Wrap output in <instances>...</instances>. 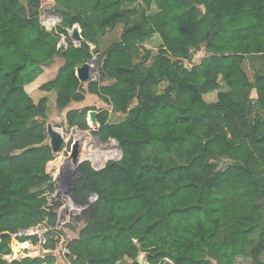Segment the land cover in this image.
Returning <instances> with one entry per match:
<instances>
[{"label":"trees","instance_id":"1","mask_svg":"<svg viewBox=\"0 0 264 264\" xmlns=\"http://www.w3.org/2000/svg\"><path fill=\"white\" fill-rule=\"evenodd\" d=\"M69 1L80 12L59 11L60 24L47 30L41 0H0V264H58L43 239L55 249L65 231L47 229L43 239L29 233L62 220L49 174L56 163L49 110L61 117L85 100L77 71L92 57L90 44L98 47L126 20L123 6L136 0ZM144 1L141 20L125 24L106 52L100 82L88 86L112 108L99 113L97 135L118 143L94 163L117 160L101 170L78 166L66 228L75 236L65 261L141 264L137 255L148 254V264H264V76L252 82L242 67L247 55L264 54V0ZM194 7L205 13L198 17ZM89 12L100 21H90ZM74 27L85 41L76 47L67 40L62 55L61 36ZM159 38L153 54L150 41ZM203 47L208 56L185 67ZM57 57L64 58L58 76L28 94L26 86ZM134 93L138 103L129 109ZM93 110L69 111L66 125L89 130ZM13 227L21 232L11 234ZM124 235L136 241V252L120 255Z\"/></svg>","mask_w":264,"mask_h":264},{"label":"rangeland","instance_id":"2","mask_svg":"<svg viewBox=\"0 0 264 264\" xmlns=\"http://www.w3.org/2000/svg\"><path fill=\"white\" fill-rule=\"evenodd\" d=\"M43 3H44V5H43V8L41 10L42 11L41 20H43V24L46 27V29L47 30H51V29L55 28L58 24H60L62 19L60 18V16H55L53 14H50L51 17L48 16L49 14H46L45 12L46 11H51L52 8L47 3V0L44 1ZM87 4H89V3L86 1V5ZM146 6H147V4H146V2L144 0H136L134 2L125 4L123 6L122 10H124V12H125L126 20L119 22V25L117 26V28L114 29V32H112L113 30L109 31L108 34L106 35V37H101L98 47L96 45L92 44V46H91L92 57H91V59L89 61L93 60V61H95L97 63L95 64V62H93V63L89 64L90 65L89 73H87V74L84 73L83 74V76L88 75L83 80H81L83 89L86 92H88V86H89L90 83H92V82H100L103 61H104V59L106 57L107 50L111 47L110 45L114 44L116 41L119 40V35L122 32L121 30H123V27L125 26L126 23L131 25V24L141 20L142 12L146 8ZM194 9H195V12H196L197 16L200 17L202 15V11H201L202 9H200L199 7H194ZM155 10H156V8L154 7L152 10H150V12H154ZM53 16L57 17L58 21H57V19H54ZM89 18H90V21H92V22H95L97 20L100 21V19H98V17L94 16V15H90ZM160 43H161V39L160 38L158 40L152 39L150 41L149 48L151 49L153 54H156L158 52ZM63 45L66 47L65 43H63ZM97 51H99V52L97 53ZM141 56L142 57L144 56V52L143 51H141ZM207 56H208V53L206 52L205 47H203L200 51L195 53L194 58L191 61L183 60V63L185 65V67L191 68L192 66L199 64ZM152 61H153L152 59L148 60L147 64H151ZM86 64H87V62L83 66H85ZM168 86H169V83L167 81H165L158 88V91L160 93H163L164 90ZM4 88L5 87H0V90H3ZM93 95H97V94H93ZM97 96L100 98V101H102L106 105V109L110 110L111 109L110 103L104 97H101L99 95H97ZM216 96H217V93L210 94V95L206 96V100L209 101V102H212L211 101L212 97H214V99L216 100ZM34 99H35V97H34ZM52 103H53V101L51 102V100H50V106H51ZM137 103H138V97H137V94L134 93V94H132L131 99H130L129 109L134 108L137 105ZM93 108H96V107H93ZM91 112H93V111H91ZM98 114H97V117H98ZM49 116H50V118L48 117L47 124L48 125L52 124L53 128H55L56 130H59L64 135V137L66 138L65 141H67V143L64 146L68 147V148L65 149L66 151L65 150L61 151L60 155H58V154L54 155L53 154L55 156V158H56V163L53 164V166H56L58 163L61 164V162L64 161V158H67L69 156V153L71 152L72 145L74 144L73 142L75 140V137L72 136L73 135L72 134V130L73 129H77L78 132L83 133L81 135V137H82L81 138V153H83L84 157L82 159H80L79 162L80 161H83V162H87L88 161L91 164V166H93L91 160H89L86 156H89L88 154H91V152L95 151V150H96V153H104L105 152V150H104L105 147H100V146H96V145H90V143L94 142V140L96 139L95 137L98 136L97 133L99 131V128L101 127L100 123L97 121V123L99 124V128L96 130L92 126V121L88 117L90 129L89 130H80L77 127L69 128L67 125L61 124L60 120L54 119L57 116H56V114H54V110L52 108L49 110ZM118 119H119V117H116V118H114L112 120L114 121V120H118ZM9 122L10 121L4 122L3 125L6 126V127L9 126L10 125ZM50 142H51V138L49 136V145H50ZM101 142H103V141L101 140ZM101 144H103V143H101ZM103 145L104 146L106 145V147H108L110 149H113V150H114V148H118L117 147L118 143H117L116 140H109L107 142H104ZM89 146H91L90 147L91 150L89 148L87 150V152L85 153L84 150H86V148H88ZM67 151H69V153ZM62 152H64V153L62 154ZM67 160L69 161V164L72 162V159L68 158ZM113 160H117V159L116 158H112V159L108 160L104 165L106 166L108 162L113 161ZM69 164H67V168L71 167V164L70 165ZM77 168H78V166L73 171L74 172V174L72 175L73 179H77V177H78ZM52 181H53V179H52ZM53 186H54L55 192H56V190L59 188V185L55 183V184H53ZM70 196L71 195H67V194H64V193H61V192H59L57 194L58 202H59V206H58L57 210L60 213L61 218H62L60 223H55L54 226H51L49 224V222L40 223V224L34 226L32 229L29 230V233H31L33 235H36L40 239H43L44 232L47 229H53V230H60L61 229V230L65 231L66 236H65L64 240L60 243V245L57 248L52 249V251H54L55 254L58 257V264H65L64 263L65 259H64V256H63L62 252H61V251H63V249H61V247L64 245V242L66 241V237L70 236L71 238H73L75 236L72 233H70L69 230H66L67 225L69 224L68 223V219L70 217V212L73 209L72 205H68V201L70 199ZM9 232L11 234H14L16 232H21V230L13 227V228L9 229ZM43 246H44L45 249L53 248L52 247L53 246L52 243L47 241V240H44V239H43ZM119 246H120V248H119L120 255H123V252H124L125 248L132 249V251H134V252H136V249H137L136 241L129 240L127 235H124V238H120V245ZM2 255H3V253L0 251V258L2 257ZM143 255L144 254L137 255V257L139 259V262L141 264H148V261H147L148 257L143 260L142 259ZM262 259L264 261V255H263ZM129 263H130V261L121 260L117 264H129ZM246 263H247V261H240L239 262V264H246Z\"/></svg>","mask_w":264,"mask_h":264},{"label":"crops","instance_id":"3","mask_svg":"<svg viewBox=\"0 0 264 264\" xmlns=\"http://www.w3.org/2000/svg\"><path fill=\"white\" fill-rule=\"evenodd\" d=\"M41 1H42V5H41V10H42L43 5H44L43 2L46 0H41ZM47 3L51 6L52 10L46 11L45 13L49 14L48 16H50V17H51L50 14H53L55 16H60V14L58 13L59 11H64V12H69V13L74 14L80 10V5H78V7H77V1L47 0ZM85 4H86V1H85ZM199 8L202 9L201 10L202 14H204L205 13L204 8L203 7H199ZM18 13L21 17L26 18L27 14H26V10H25L24 6H21ZM41 14H42V11H41ZM41 14H40V21H41L42 25L44 26L43 20H41ZM89 14H90V12H89ZM54 19H58V18L54 17ZM118 25L119 24H117L115 28H117ZM124 27H123V29H124ZM114 29H112L113 31L112 30H109V31L114 32ZM72 30H68V32H69L68 36H65V35L61 36V42L60 43H65V45H66L65 49L66 50L68 48L67 40L72 41L74 43V45L76 47H78L77 42H75V40L72 38V32H73ZM109 31H107V33L105 35H103L102 37H106V35L108 34ZM121 31L122 32L119 35V40L116 41L115 43H117L121 40L123 30H121ZM79 32L81 34V30H79ZM81 37H82V35H81ZM100 39H99V42H100ZM112 45H110V46H112ZM90 46H92V44H90ZM63 64H64V58L57 57L51 65L45 66L44 70H43V74L38 79H36L35 82L26 86L27 93L28 94H32L34 92L36 93L42 85L54 80L58 76L60 68L62 67ZM242 67L246 71V73L248 74L250 80L252 82H254L255 76H257V75L264 76V54L263 53H257V54L247 55L243 61ZM1 74H0V79H2V77H3V75H1ZM6 78L7 79H5V80H7V82L9 83L10 79L8 77H6ZM7 87H10V85L8 84ZM251 98H253L255 100L258 98L257 91L255 89L251 92ZM88 107H96L95 110H93V112H96L97 114L100 113L101 111H106V110L109 113L112 112V110H111L112 108L110 110L106 109V105L102 101H100V98L97 95H93V94L87 92L85 94V100L84 101L71 103L69 108L67 110L63 111L61 117L57 116L54 119L60 120L61 124L66 125L65 117L69 111H71V110H78L79 111V110H82V109L88 108ZM261 116L264 119V112H262ZM263 132H264V129H263ZM72 239L73 238H71L70 236H67L66 241L64 242V245L61 247V249H66L68 244L72 241ZM52 249L53 248H48L46 250L52 251ZM64 263L67 264V262L65 260H64Z\"/></svg>","mask_w":264,"mask_h":264},{"label":"water","instance_id":"4","mask_svg":"<svg viewBox=\"0 0 264 264\" xmlns=\"http://www.w3.org/2000/svg\"><path fill=\"white\" fill-rule=\"evenodd\" d=\"M60 18L62 19L61 15H60ZM72 31H73L72 32V38L75 40V42H77L78 47L81 46V44L84 42V40L81 37L79 29L77 27H74ZM58 51L62 55H64L66 53V49H65V46L63 45V43L59 44ZM93 62H95V61H93V60L92 61H88L85 66L80 67L78 69L77 75H78V78L80 79V81L88 76V75L83 76V74L84 73L85 74L89 73V71H90V65L89 64H91ZM96 63L97 62H95V64ZM96 117H97V113L96 112H90L89 118L92 121V126L94 127V129L97 130L99 128V124L97 123V118ZM53 129H55V128L52 127V124H49L47 132H48V136H50V138H51L50 146L52 148L53 154L56 155L59 152L60 146L63 143V138H62V136L53 133ZM76 132H77V130L73 129V133H76ZM96 137L101 142L99 136H96ZM78 144H79L78 140L75 139V144L73 145L72 153H71V159L73 160L75 165H78V164L81 163V162H79L80 146ZM52 173H53V168H51L50 171H49V174H52ZM147 257H148V254H144L142 259L144 260Z\"/></svg>","mask_w":264,"mask_h":264},{"label":"built area","instance_id":"5","mask_svg":"<svg viewBox=\"0 0 264 264\" xmlns=\"http://www.w3.org/2000/svg\"><path fill=\"white\" fill-rule=\"evenodd\" d=\"M77 130V129H76ZM59 131V130H57ZM78 132V131H77ZM72 134L73 133V130H72ZM76 139V138H75ZM100 142V141H99ZM67 143V141H65L63 139V143L62 145L60 146V149H59V152L57 153L58 155L61 154V151L65 150L66 148H68L67 146H64L65 144ZM75 144V140L73 142ZM102 143V142H100ZM73 144V145H74ZM104 144V142H103ZM73 145H72V148H73ZM72 148H71V152L69 153V151H67L69 153V156L67 158H64L65 159H71V153H72ZM81 150V148H80ZM66 151V150H65ZM64 152H62L63 154ZM81 163H83V161H80ZM88 162V161H87ZM92 164H93V168L95 170H101L105 167V165L103 167H98L92 160H91ZM80 163V164H81ZM80 164L76 165L79 166ZM51 168H53V173L51 174L52 176V184H58L59 185V188L56 190L55 194L57 195L59 192L61 193H64V194H67V195H71L72 194V190H73V187H74V181L75 179L71 178L70 180H68V174L65 173V167H64V161L60 163H58L56 166H51ZM78 174V173H77ZM72 177V176H71ZM68 205H71L70 204V201H68ZM70 222V217L68 219V223ZM63 256H64V259H65V253H66V250L63 249V251H61Z\"/></svg>","mask_w":264,"mask_h":264},{"label":"bare ground","instance_id":"6","mask_svg":"<svg viewBox=\"0 0 264 264\" xmlns=\"http://www.w3.org/2000/svg\"><path fill=\"white\" fill-rule=\"evenodd\" d=\"M53 133H55V134H58V135H60V136H62V138L64 139V140H66V138L64 137V135L60 132V131H57L56 129H53ZM83 133H80V132H76V133H74L72 136H74L77 140H78V142H79V146H80V148H81V135H82ZM96 139L94 140V142H92V143H90V145H96V146H100V147H105L104 148V150H105V152H106V156H105V158H103V159H97V157H96V150L95 151H92L91 152V154H92V156H91V154H88L89 156H86L89 160H92L93 162H96L97 164H102L104 161H105V159L109 156V154L110 153H112L114 150L113 149H110V148H108V147H106V145L104 146L103 144H101L100 142H99V140H98V138L97 137H95ZM91 146H89L88 148H86V150H84V152L86 153L87 152V150L90 148ZM115 149V148H114ZM90 150H91V148H90ZM84 153V154H85ZM84 157V155H83V153H81V150H80V156H79V160L80 159H82ZM67 164H69V161L67 160V159H65L64 160V167H65V173L66 174H68V180H70L72 177V175L74 174V170H75V168H76V165L74 164V162H73V160H72V162L70 163L71 164V167H69V168H67ZM69 164V165H70ZM66 165V166H65Z\"/></svg>","mask_w":264,"mask_h":264}]
</instances>
